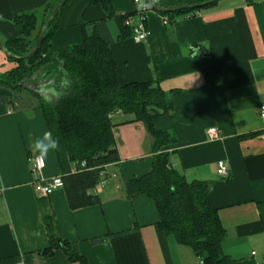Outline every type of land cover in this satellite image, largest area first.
I'll return each instance as SVG.
<instances>
[{
    "label": "crops",
    "instance_id": "0c3cea01",
    "mask_svg": "<svg viewBox=\"0 0 264 264\" xmlns=\"http://www.w3.org/2000/svg\"><path fill=\"white\" fill-rule=\"evenodd\" d=\"M47 1L0 0L2 43L18 36L15 15ZM144 2L110 0L114 13L133 23ZM56 25L55 54L79 43L83 30H94L112 52L120 85L158 80L172 112L154 118L153 126L175 138L164 148L172 168L187 181L210 185L208 202L226 233L223 253L234 264H264V119L258 114L264 104V0H219L174 22L149 10L141 42L118 40L116 21L91 0H68ZM13 67L0 49V75ZM207 70L216 71L217 83H208ZM0 94L8 91L0 87ZM111 121L119 159L104 167L103 184L91 191L99 203L70 210L63 188L47 197L33 190L36 179L61 174L54 151L39 174L32 172L29 144L47 131L41 109L0 102V264H71L59 249L48 258L39 254L51 237L69 241L90 264H198L188 247L158 230L152 200L125 196L124 183L151 170L152 138L132 115L116 112ZM209 128L220 137L210 140ZM220 165L227 167L225 176L217 175ZM119 232L126 233L91 242Z\"/></svg>",
    "mask_w": 264,
    "mask_h": 264
},
{
    "label": "trees",
    "instance_id": "16d2710c",
    "mask_svg": "<svg viewBox=\"0 0 264 264\" xmlns=\"http://www.w3.org/2000/svg\"><path fill=\"white\" fill-rule=\"evenodd\" d=\"M59 1L49 0L40 9L15 15L13 23L18 36L4 44L7 52L16 57L28 54ZM150 2L161 11L152 10L145 1L149 10L171 22L177 17L217 5L213 0ZM91 3L101 6L107 18L116 21L118 40L131 37V28L124 24L129 15H116L110 0H91ZM204 3L199 9L173 13L163 11L167 7ZM61 10L44 30V38L32 58L26 61L10 58L15 67L0 75V87L8 91L6 95L0 94V102L41 109L47 131L58 142L54 155L69 209L77 210L99 203L98 197L91 191L100 182L104 167L119 159L111 117L116 112L129 114L143 124L152 138L153 160L147 174L124 183L125 196L144 195L152 200L159 216L158 230L171 236L177 244L188 247L202 264H234V260L221 248L226 233L217 209L208 202L210 185L200 180L187 181L172 168L170 153L164 148L174 144L175 138L168 131L154 129V118L169 116L172 112V105L166 100L158 80L120 85L112 52L94 30L89 35L83 30L79 43L61 54H55L51 50V40ZM205 76L208 83L218 82L215 70H207ZM48 87H62L64 94L56 99L50 93H41V88ZM81 162L85 163L84 168H80ZM73 166L80 170L71 173ZM125 233H109L93 238L91 242L99 244ZM58 249L71 264H90L73 250L69 241L54 237L49 238L48 246L39 254L48 258Z\"/></svg>",
    "mask_w": 264,
    "mask_h": 264
},
{
    "label": "built area",
    "instance_id": "2783aa9c",
    "mask_svg": "<svg viewBox=\"0 0 264 264\" xmlns=\"http://www.w3.org/2000/svg\"><path fill=\"white\" fill-rule=\"evenodd\" d=\"M134 2L138 3V0H134ZM148 11L149 9L145 7V4H142V6H140L134 14L137 20L136 23H133L131 17H127L125 19L124 24L131 28V31H132L131 38L135 42H141L146 39L147 30L145 27V15ZM191 15L192 14H188V17H190ZM164 21H166V18H164ZM258 114L261 119H264V104L260 105ZM206 136L210 140L218 139L220 137V131L216 128H209L206 130ZM29 161H30L33 173L39 174L40 171L44 168V165H45L44 159H36L35 157H32L30 158ZM84 167H85V163L81 162L80 168H84ZM79 170L80 169H78L76 166H73L71 169V173H76ZM216 172H217V175L219 176H225L227 173V167L225 165H220ZM102 179L103 177L101 174V180L98 183L99 185L103 184ZM62 187H63V182H62L60 175L52 177L51 179H48V180H43L41 178H38L33 182V190L38 197H47L54 190L62 188ZM251 254L254 255V252H252ZM198 264H202V261L199 260Z\"/></svg>",
    "mask_w": 264,
    "mask_h": 264
},
{
    "label": "water",
    "instance_id": "95a60500",
    "mask_svg": "<svg viewBox=\"0 0 264 264\" xmlns=\"http://www.w3.org/2000/svg\"><path fill=\"white\" fill-rule=\"evenodd\" d=\"M68 0H60L55 7L53 8L52 12L50 13L47 21L45 22V24L43 25V27L41 28L40 34L37 37V39L35 40V42L33 43L30 51L28 54L21 56V57H16L10 53L7 52V50L4 47V44L2 43V41L0 40V49L3 51V53L14 60H19V61H26L30 58H32L35 53L37 52V49L39 47V45L41 44L43 38H44V30L49 26V24L51 23V21L53 20V18L55 17V15L58 13V11L60 9H62V7L66 4ZM151 7L152 10L158 12L161 11V9L159 7L154 6L150 0H145ZM219 0H213V2H218ZM204 4H193V5H183V6H174V7H167L165 9H163V11L168 12V13H173V12H177V11H183V10H190V9H199L202 8ZM210 188V187H209Z\"/></svg>",
    "mask_w": 264,
    "mask_h": 264
},
{
    "label": "clouds",
    "instance_id": "9594fccd",
    "mask_svg": "<svg viewBox=\"0 0 264 264\" xmlns=\"http://www.w3.org/2000/svg\"><path fill=\"white\" fill-rule=\"evenodd\" d=\"M155 0H153V3ZM145 7H149V5H145ZM41 93H50L52 97L59 99L61 95L64 94L63 88H41ZM47 95L45 99H47ZM58 148V142L55 138H53L52 133L49 131H45L42 137L33 139L29 144V150L34 154L36 159H43L46 157L49 152L56 151Z\"/></svg>",
    "mask_w": 264,
    "mask_h": 264
},
{
    "label": "rangeland",
    "instance_id": "374dc122",
    "mask_svg": "<svg viewBox=\"0 0 264 264\" xmlns=\"http://www.w3.org/2000/svg\"><path fill=\"white\" fill-rule=\"evenodd\" d=\"M25 98V97H24Z\"/></svg>",
    "mask_w": 264,
    "mask_h": 264
}]
</instances>
